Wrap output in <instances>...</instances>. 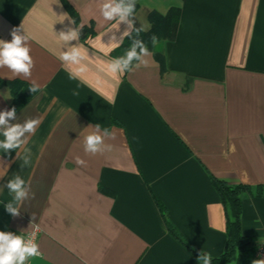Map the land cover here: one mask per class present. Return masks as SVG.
I'll list each match as a JSON object with an SVG mask.
<instances>
[{
  "label": "crops",
  "instance_id": "crops-1",
  "mask_svg": "<svg viewBox=\"0 0 264 264\" xmlns=\"http://www.w3.org/2000/svg\"><path fill=\"white\" fill-rule=\"evenodd\" d=\"M58 2L0 0V39L11 41V30L23 25L35 62L30 78L0 68V79L22 82L17 107L10 86L0 84V111L16 108L10 123L41 120L26 146L29 165L0 150V175L7 172L0 231L40 227L42 255L26 264H198L170 226L194 250L217 257L228 234L213 178L250 185L242 232L264 238V0H137L134 27L143 30L114 49L106 44L127 26L117 31L104 21L97 0ZM172 11L179 12L176 34L154 47L146 38L150 16ZM63 13L83 25L79 44L89 58L81 79H70L58 59L63 46L55 33L75 27ZM133 39L151 53L146 63L122 76L108 73L106 62L123 56ZM33 80L41 91L27 94ZM95 124L113 135L105 139L111 150L93 156L83 139ZM15 175L31 189L17 217L5 210ZM225 264L240 263L234 256Z\"/></svg>",
  "mask_w": 264,
  "mask_h": 264
},
{
  "label": "clouds",
  "instance_id": "clouds-1",
  "mask_svg": "<svg viewBox=\"0 0 264 264\" xmlns=\"http://www.w3.org/2000/svg\"><path fill=\"white\" fill-rule=\"evenodd\" d=\"M99 13L106 22L114 21V29L119 31V26L123 23L127 27L120 35L119 39L113 35L106 44L109 49L119 47L124 38L130 37L132 32L137 36L143 28L134 27V17L137 0H97ZM59 4L58 0L57 3ZM182 6V5H181ZM59 16H65L63 13ZM57 22L63 23L64 20ZM70 20L75 26V21ZM83 25L75 27H66L56 36L62 44V50L58 59L62 62L65 70L69 74L70 79H81L87 71L85 61L89 58V53L82 45L79 44L80 33ZM111 32V31H110ZM11 41L0 39V68H7L12 73V77L23 76L30 78L35 62L30 55V47L28 46L29 36L20 27H14L10 33ZM72 41H77L76 45H72ZM158 43L157 37H152V44L155 47ZM146 44L140 39H133L130 48H128L123 56L113 58L106 62V71L114 76H122L125 73L132 72L138 68L141 63H146L145 57L150 56ZM8 77V78H12ZM32 94L41 91L40 85L35 80L32 81L28 89ZM78 95V92H73ZM109 103L114 100L109 97ZM17 110L15 107L0 111V150L8 155L11 151L16 152V159L22 160L20 167H24L31 162V152L27 148V144L32 135L35 134L37 127L41 123L40 118H27L22 123H10L16 120ZM92 129L83 139V148L85 154L96 155L111 150V145L105 143V139L113 134L109 129L101 128L100 124L89 125ZM75 162L79 166H86V161L79 156L75 158ZM0 175V178L6 175ZM6 188L12 199L5 203V210L13 217L20 215V209L24 202L30 198V182H26L21 176L15 175L10 179ZM42 253L39 245L35 240V232L29 233L27 236L15 234L10 231H0V264H26L30 258L40 257ZM198 264H211L212 256L210 253L205 254L201 251L198 255ZM253 264H264V259L255 260Z\"/></svg>",
  "mask_w": 264,
  "mask_h": 264
},
{
  "label": "trees",
  "instance_id": "trees-1",
  "mask_svg": "<svg viewBox=\"0 0 264 264\" xmlns=\"http://www.w3.org/2000/svg\"><path fill=\"white\" fill-rule=\"evenodd\" d=\"M150 17L153 27L146 36L149 42L152 41L153 36L157 38L162 36L172 38L175 36L179 17L178 11H172L168 17L156 13H152ZM160 60L162 68H164V59L161 58ZM21 83L22 82L19 81L14 82L0 79V84L10 86L12 93L16 98V107L19 106L17 99L19 97V87ZM28 89L29 88H25L24 92L32 94ZM213 184L218 190L221 200L226 208L228 239L222 254L217 257H212L211 264H225L227 261L234 258V256H237V260L240 264H253L256 241L243 234L241 217L243 198L246 194H252L250 185L245 183L229 184L216 178H213ZM159 205L165 216L164 206L161 203ZM170 230L183 245L196 255H199L200 252L191 248L175 228L170 226Z\"/></svg>",
  "mask_w": 264,
  "mask_h": 264
},
{
  "label": "built area",
  "instance_id": "built-area-1",
  "mask_svg": "<svg viewBox=\"0 0 264 264\" xmlns=\"http://www.w3.org/2000/svg\"><path fill=\"white\" fill-rule=\"evenodd\" d=\"M32 232H35V240L37 242L38 236L40 234V227L37 225H35L34 227L29 229L25 233H18V234L27 236L29 233H32ZM255 246H256V249H255L254 261L264 259V238L257 240L255 242Z\"/></svg>",
  "mask_w": 264,
  "mask_h": 264
}]
</instances>
